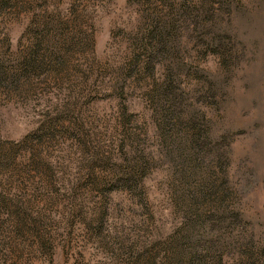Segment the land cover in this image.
I'll use <instances>...</instances> for the list:
<instances>
[{
  "label": "rangeland",
  "instance_id": "obj_1",
  "mask_svg": "<svg viewBox=\"0 0 264 264\" xmlns=\"http://www.w3.org/2000/svg\"><path fill=\"white\" fill-rule=\"evenodd\" d=\"M3 1L0 264H127L114 238L141 239L139 246H144L187 229L188 195L181 180H171L174 166L182 163L167 156L170 143L159 135L144 97L151 78H128L131 88L123 95L111 86L135 52L147 16L164 18L172 7L183 14L182 63L209 71L226 97L221 113L191 91L195 79L182 77L188 104L199 117L212 115V134L225 151L226 185L239 193L234 205L225 206L244 213L245 227L234 229L232 238L228 221L221 220L207 227L210 236L204 238L215 242L222 264H264V0H209L211 36L226 48L224 59L199 54L207 37L205 25L199 28L204 19L199 15L194 23L188 14L203 0L185 5L183 0ZM122 104L133 128L127 126L125 134L118 125ZM183 134H168L172 146ZM127 137V145L136 140L137 150L154 160L145 180L149 211L143 213L126 195H113L106 232L91 238L86 223L101 202L82 187L83 177L94 158L109 151L118 155L117 146ZM93 175H100L98 166ZM129 205L132 215L124 210ZM209 208L211 214L215 208ZM145 227L151 233L144 239ZM238 231L248 247L235 246ZM163 256L153 264H163Z\"/></svg>",
  "mask_w": 264,
  "mask_h": 264
},
{
  "label": "trees",
  "instance_id": "obj_2",
  "mask_svg": "<svg viewBox=\"0 0 264 264\" xmlns=\"http://www.w3.org/2000/svg\"><path fill=\"white\" fill-rule=\"evenodd\" d=\"M5 2L0 0V4ZM189 2L190 0H183L182 3L185 5ZM208 3L209 0H203L198 8H194V10L192 8L188 14L191 15V21L194 23L199 15L204 19L199 23V28L205 25L207 37L203 38L204 48L199 51V54L202 56L217 55L224 59L227 53L226 48L218 45L221 42L211 36L209 21L212 14L207 6ZM175 9L176 7H172L164 18L156 13L147 16L145 22L147 26L143 29L144 32L138 31L141 33V39L136 44L138 46L134 48L135 52L125 66L119 69V75L111 86L114 87L113 92L116 91L118 95H123L131 88V84L127 81L128 78L134 77V80L141 82L145 81L147 77L151 78L152 82L147 84L148 89L144 97L153 109L159 135L165 143H170L171 147L167 149V156H171L177 165L182 163L180 167L174 166L175 177L171 180L175 182L181 180L184 185L183 190L188 195L189 206L185 211L188 216L187 229L181 228L164 243L156 238L146 242L144 246H139L141 239L131 242V240L124 241L119 240L118 237L114 238L121 244L119 251L126 253L123 261L128 262L127 264H153V261L157 257H161V254L164 255L162 257L163 264H222L221 257L214 252V241L204 238V236H210L207 227L211 223L215 224L216 220L228 221V226L231 228L230 238H232L231 234L234 229L245 227L243 208L233 206L229 209L225 206L228 202L234 205L233 201L238 199L239 193L237 194L226 185L228 182L225 180L226 175L223 171L227 167V165H223V157L226 156H224L225 151L221 150L220 141H216L212 134V115L208 118L206 115L199 117L193 106L188 104L187 92L181 86L182 77L195 79L196 88L191 91L196 94L200 92L203 101L207 105L215 106L216 109L219 108V111H221L220 108H223L226 97L219 93L220 86H218L217 80L209 74V71L199 66L182 63L180 53L183 48L180 44L182 34L180 26L184 20L181 18L183 17V14H180L182 13L181 9L180 13L178 9H176L178 11L172 12ZM186 10L185 7L184 13ZM228 52L231 55V52ZM219 94L222 96L219 97ZM118 125L122 128L123 134H125L127 126V130L133 129L129 127L131 115H127V106L123 104L120 108ZM174 131L178 133L181 131L184 134L177 142L178 144L174 142L172 146L168 134ZM128 141L127 137L117 146L118 155L109 151L108 155H101L88 163V173L85 174L87 179L84 175L81 185L88 189L90 194L100 198L101 202L92 220L86 223L87 234L91 235V238L98 237L99 239L106 232L105 223L114 209L111 207L113 195H126L129 200L144 210L143 213L149 211L145 180L151 167L154 166L152 164L154 160L137 150L134 145L137 143L136 140L127 145ZM183 143L185 145H182ZM184 150L187 151L186 156ZM168 158L173 161L172 158ZM96 166L100 172L98 176L93 175ZM192 169L200 172L195 170L193 172ZM200 169L205 171L211 169V172L206 175ZM91 175L94 177L93 180ZM185 186L187 187L185 188ZM210 205L215 208L211 214L210 208L205 210ZM132 206L124 208L129 215L133 213ZM201 207L204 208V211L196 209ZM243 231L245 233L244 229ZM148 233L151 232L145 227L144 239L149 237ZM109 236L110 232L106 233V237L109 238ZM235 238H237V243H235L237 247H248L250 244L240 231L233 236V239ZM245 260H247L246 257ZM235 264H242V261Z\"/></svg>",
  "mask_w": 264,
  "mask_h": 264
}]
</instances>
